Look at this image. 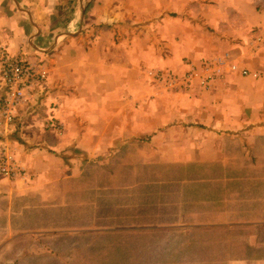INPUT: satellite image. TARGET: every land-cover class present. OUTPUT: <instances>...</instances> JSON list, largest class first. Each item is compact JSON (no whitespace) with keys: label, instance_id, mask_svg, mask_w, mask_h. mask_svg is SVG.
<instances>
[{"label":"crops","instance_id":"1","mask_svg":"<svg viewBox=\"0 0 264 264\" xmlns=\"http://www.w3.org/2000/svg\"><path fill=\"white\" fill-rule=\"evenodd\" d=\"M54 1L30 14L19 0H0V52L49 72L18 119L7 123L0 112V156L29 173L26 181L0 175V241L31 233L21 228L19 212L71 209L66 181H80L85 166L98 162L134 177L93 188L120 192L123 202L132 197L116 214L115 231L133 243L145 237L148 257L169 244L162 257L186 264H264V47L254 53L249 45L253 30L264 27L261 0H212L182 16L160 14L139 29L111 26L130 12L97 0L88 13L92 26L76 32L61 31L63 22L51 14L39 16L40 7L53 11L61 3ZM84 3H73L82 24ZM225 54L259 76L227 73L207 91L166 92L143 73L184 74ZM2 85L0 74V107ZM136 162L164 165L150 176H163L168 188L176 184V197L159 194L163 207L158 197L144 205L141 194L130 193L163 186L144 175L137 180L141 173L127 169Z\"/></svg>","mask_w":264,"mask_h":264},{"label":"rangeland","instance_id":"2","mask_svg":"<svg viewBox=\"0 0 264 264\" xmlns=\"http://www.w3.org/2000/svg\"><path fill=\"white\" fill-rule=\"evenodd\" d=\"M78 1L79 0H58V2L61 3L57 5L56 9L53 11H44V9L40 7L39 16H42L43 18L45 15L49 16L51 14L55 20V23L58 20L60 23L62 21V25L59 26L61 31L65 30L76 32L81 27H83L84 30H87L93 24L89 19L88 13L91 11L97 0H85L82 10L84 8L83 14L86 15V18L83 24L79 18V14H75V11H77V4H74L75 9L73 8V3H77ZM54 2V0H19V6L27 9L26 11L29 9L28 12L30 13V9L33 8L34 11H36L35 9H37L40 4H45L46 7H49L53 6ZM260 2L264 4V0H261ZM204 3L212 4V0H114L115 6H122L123 11L127 10L130 12L127 13V16L130 18L125 17L118 21L115 20L111 26H118L117 28L131 27L134 29H139L145 25V22L153 21L154 18H157L160 14H168L178 17L182 16L185 11L191 10L192 7L196 8ZM73 11L74 13H72ZM2 53L5 52H0V56ZM43 68L48 72V69L45 66ZM146 70L156 69H145L143 71L144 75ZM2 86L4 88V94L1 101V106L4 104L6 97V88L4 85ZM37 88H35L33 92ZM29 103L30 101L28 97L27 104L24 106L29 105ZM21 109L22 107L20 108L14 120L18 119L20 113L22 112ZM54 124L55 130L58 132L57 127L60 124H57V122ZM63 133L64 129L62 126V134H58L63 135ZM86 162H88V160L83 162V167L86 165ZM82 166L79 167L80 170L83 169ZM163 166L164 165L155 167L153 164L145 166L143 163L136 162L132 167H127L128 170H137L139 173H141V175H139L140 178L137 180H143L141 176L144 175L146 178V183L162 181L161 183L163 186L157 189H154V187L151 185L148 190L138 188L136 190L129 191L130 193L141 194L144 205L150 203L152 200L154 202H158L156 199L157 197L160 199L159 194H164V198L176 197V194H172L177 190L175 186L176 184L171 185L168 188L166 185V179L163 176L157 175L155 178H151L150 176L153 174V172L162 173ZM85 167H87V174L83 173L82 179L80 181L70 178L64 185V188L66 189L64 204L66 206H71V209L59 210L50 206L47 211L39 210L18 213L20 216H24L25 218L24 223L21 224V228L27 227V230H29L31 233H18V236L13 238V240H15L12 242L0 241V264L186 263L187 260L182 258H178L176 260L169 257H162L170 255L169 244H162V252L166 253L155 252V258L145 257L144 255L152 254L151 252L149 254L146 252L147 250L145 248L150 246L151 243L145 242V237H142V242L133 243L131 242V236L124 237L119 232H116L115 229H119L117 228V223L120 222L121 218L120 216H116V214L121 213L122 207H127V205L129 206L128 203H131L129 199L132 197L127 198V202H123L122 194L120 192H116L113 196V191L106 190L105 188L96 191L93 186H102L106 182L109 184L113 183L112 185H117L120 183L122 174L124 178L128 179V176H124L123 171L116 170L115 167L107 166L105 163L99 164L98 162H90ZM169 168L170 172L178 171V168L170 166ZM85 175L88 178H85ZM132 179H128V184L132 183ZM114 197L117 198L116 201L113 200ZM162 202L163 201L160 199L158 204L163 206L164 203ZM74 207H77L78 209H73ZM90 219H95L97 223H82V220ZM74 220H76L75 225ZM91 225L96 227H91ZM74 229H83L86 231L74 232ZM1 238L3 237L0 235V239ZM134 247L136 248L133 249ZM124 255L127 257L124 258ZM134 255L140 256V259H134V257H131ZM193 263L202 264L201 260H193Z\"/></svg>","mask_w":264,"mask_h":264},{"label":"built area","instance_id":"3","mask_svg":"<svg viewBox=\"0 0 264 264\" xmlns=\"http://www.w3.org/2000/svg\"><path fill=\"white\" fill-rule=\"evenodd\" d=\"M249 45L254 53L264 47V27L253 30ZM0 68L1 81L6 88V97L0 112L7 123H12L20 108L27 104L33 90L47 80L48 72L42 66L11 57L7 53L0 56ZM227 73L251 75L255 78L259 76L248 69H241L228 54L204 60L199 67L192 65L184 74L160 69L145 71L150 80L168 92H191L195 87L199 91H207L212 82L222 79ZM57 131L62 134V126L59 125ZM0 175L14 181H25L29 176L28 172L9 155L0 156Z\"/></svg>","mask_w":264,"mask_h":264},{"label":"trees","instance_id":"4","mask_svg":"<svg viewBox=\"0 0 264 264\" xmlns=\"http://www.w3.org/2000/svg\"><path fill=\"white\" fill-rule=\"evenodd\" d=\"M131 249H132V247H131ZM145 257H148V255H144ZM127 256L126 255H124V258H126ZM131 257H134V259H140V256H138V255H134V256H131ZM186 264V263H185Z\"/></svg>","mask_w":264,"mask_h":264}]
</instances>
